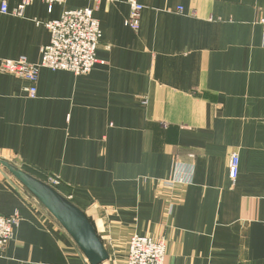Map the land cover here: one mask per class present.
<instances>
[{
    "label": "crops",
    "instance_id": "obj_1",
    "mask_svg": "<svg viewBox=\"0 0 264 264\" xmlns=\"http://www.w3.org/2000/svg\"><path fill=\"white\" fill-rule=\"evenodd\" d=\"M7 1L0 59L33 64L45 23L94 8ZM139 1L138 32L127 0L95 9L90 74L43 68L30 99L0 72V214L21 220L0 264H125L134 235L167 238L166 264H264V0Z\"/></svg>",
    "mask_w": 264,
    "mask_h": 264
},
{
    "label": "built area",
    "instance_id": "obj_2",
    "mask_svg": "<svg viewBox=\"0 0 264 264\" xmlns=\"http://www.w3.org/2000/svg\"><path fill=\"white\" fill-rule=\"evenodd\" d=\"M35 0H22L19 9L13 15L22 16L24 9ZM52 10L54 5L64 4L68 0H41ZM94 8H84L66 11L59 20L45 23L50 31L49 45L41 50V60L33 64L24 57L16 60L0 59V72L18 76L28 81L25 89L30 99H35L38 92L40 70L64 71L76 76L90 74L98 63L97 50L102 39V30L94 16L95 9L104 0H91ZM130 15L126 26L138 32L141 27L142 12L145 7L139 0H127ZM10 14L7 0H0V18ZM38 24H42L37 21ZM264 24V19L262 20ZM229 177L236 182L240 173V156L232 153L228 162ZM50 183L57 186L61 183L58 177H50ZM163 186L174 188L184 185V180L178 171L169 180H162ZM20 217L3 216L0 214V246L6 247L14 239L15 229L20 225ZM168 251L167 238L134 235L130 238L128 256L125 264H166Z\"/></svg>",
    "mask_w": 264,
    "mask_h": 264
}]
</instances>
